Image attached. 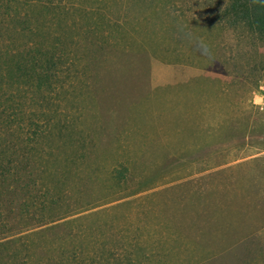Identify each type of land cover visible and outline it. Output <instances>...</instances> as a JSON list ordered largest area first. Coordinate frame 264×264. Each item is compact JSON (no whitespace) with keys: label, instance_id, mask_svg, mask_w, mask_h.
<instances>
[{"label":"rangeland","instance_id":"obj_1","mask_svg":"<svg viewBox=\"0 0 264 264\" xmlns=\"http://www.w3.org/2000/svg\"><path fill=\"white\" fill-rule=\"evenodd\" d=\"M249 12L0 2V174L15 180L0 177V264H264V32Z\"/></svg>","mask_w":264,"mask_h":264},{"label":"trees","instance_id":"obj_2","mask_svg":"<svg viewBox=\"0 0 264 264\" xmlns=\"http://www.w3.org/2000/svg\"><path fill=\"white\" fill-rule=\"evenodd\" d=\"M2 1L4 0H0V2ZM249 14L250 16L248 22L251 25V27L264 32V0H250ZM46 59L48 60V62L51 60L50 58H46ZM52 62L53 61H51L50 63V67H48L49 69H52L55 66V64H52ZM2 170L3 171L1 172L0 177L3 181L8 182L7 183L9 184L8 188H10L12 185L11 182H15L12 176V169L9 167ZM21 205L22 203H20L18 206Z\"/></svg>","mask_w":264,"mask_h":264}]
</instances>
